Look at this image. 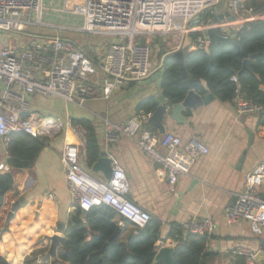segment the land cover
Instances as JSON below:
<instances>
[{"label": "built area", "instance_id": "2783aa9c", "mask_svg": "<svg viewBox=\"0 0 264 264\" xmlns=\"http://www.w3.org/2000/svg\"><path fill=\"white\" fill-rule=\"evenodd\" d=\"M44 1L0 0V35L24 34L32 27H46L45 19L43 23V15L47 13ZM222 1L75 0L72 8L67 6L63 11L80 21L75 31L111 41L100 61L89 58L77 43L60 36L35 37L25 48L0 42V138L8 144L13 134L52 137L64 130L84 145L86 130L71 120L58 121L50 129L52 124L45 121L43 129L36 119L24 118L29 107L26 96L55 97L79 106H84L88 100H109L115 92L130 84L141 83L153 74L152 37H168L173 43V51L178 50L184 37L193 34V26L200 22V15L207 10L214 13L213 8ZM227 7L236 21L220 25L226 33L225 38L230 37L232 31L238 34L247 22L264 20L263 15L245 0H228ZM192 42L195 49L209 52L208 37L200 35ZM234 102L239 113L252 112L264 120L263 106L252 105L240 98ZM152 115V112L141 110L125 124L105 119V135L111 141L124 136L134 140L148 157L162 165L168 189L175 192L179 179L189 175L195 161L208 155L209 149L196 142L183 145L182 139L174 133L156 135L146 127ZM159 149H164L166 155H161ZM61 157L74 203L82 211L107 206L123 219L119 223L121 228L129 223L144 229L151 221L149 212L127 199L129 181L119 161L110 158L112 177L110 181L101 182L82 168L77 145L65 143ZM0 171L11 173L12 168L1 165ZM263 186L264 161L246 175L243 192L224 211L230 225L248 222L257 237H264ZM182 226L187 233L207 238L216 232L211 218L194 219ZM161 248L159 245L157 250ZM235 253L245 257L247 264L256 262L257 253L251 250L238 248Z\"/></svg>", "mask_w": 264, "mask_h": 264}, {"label": "crops", "instance_id": "0c3cea01", "mask_svg": "<svg viewBox=\"0 0 264 264\" xmlns=\"http://www.w3.org/2000/svg\"><path fill=\"white\" fill-rule=\"evenodd\" d=\"M73 1L75 0H64V6L72 4ZM245 1L250 5L255 3L263 6L264 12V0ZM59 3V0H47L45 6L47 13L43 15V23L45 19L48 24L46 27L42 25L30 28L24 33L25 38L20 37L21 34H1L0 42L12 47L25 48L35 37L60 36L78 42L80 44L77 43L78 46L89 58L100 61L105 56L111 41H101V38H97V41L92 40L87 45H82L79 39L74 38L81 34L75 31L80 26L77 24V17L64 14L65 8L61 11L56 10V4ZM261 14L264 19V13ZM213 15L210 21L216 17L215 13ZM210 21L198 22L193 26L192 33L207 37L206 32L209 30L221 29L220 25L229 23L227 17L214 25H210ZM193 34L190 37L191 45L185 55L187 52L197 50L192 41L200 35L195 37ZM150 41L154 49L152 65L159 68L167 54L173 51V43L167 37L161 38V36L152 37ZM87 47V50L83 49ZM189 78L194 79L190 75ZM0 88H2L1 84ZM199 88L204 89L206 94L210 93L206 82L202 80L196 92L201 96L206 95L200 93ZM157 96L155 84L143 87L139 83L130 84L121 91L115 92L109 100H88L84 106L66 103L55 97L30 94L26 96L29 107L24 118L36 119L43 129L45 121H50L52 124L49 129L58 121L79 119L92 121L96 128L101 154L105 153L109 159L114 158L119 161L127 174L129 181L127 199L160 222L159 235L162 241L158 246L176 248L174 242L166 241L172 223L184 225L194 219L211 218L216 225V232L209 238L207 249L216 254V257L209 264H247L245 257L238 256L236 250L245 248L255 253H264V237L255 236L248 222L230 225L224 216V211L226 207L234 204L236 196L243 192L246 175L264 161L262 116L252 112L239 113L236 102H221L215 98L196 111L185 112L187 123L184 126H179L170 117H166L163 123L164 134L147 124L146 127L156 135L174 133L182 139L183 145L196 142L209 149V154L198 158L192 165L191 173L181 177L175 192H171L161 164L148 157L137 143L128 137H121L117 141L109 140L103 126L105 119L117 124L127 123L141 111L143 103H146L150 97ZM41 138L46 140V147L34 166L14 173V187L19 195L18 199L24 197L27 206L16 212L8 231H4L5 228L2 230V233L6 234L5 238H9L14 243L15 252L21 258L22 264L28 253L27 250L34 243L33 234L44 231L49 239L55 235L63 237L58 225L64 224L66 227L70 216L75 215L77 205L74 203L62 167L61 156L65 143L79 147L81 166L86 173L98 181H106L101 172L93 170L97 162L92 166L87 165L85 144L82 145L70 132L58 131L52 137L45 135ZM7 145L0 138V166H9ZM159 153L166 155L164 149H159ZM81 219L86 223L84 217ZM122 220L118 215V226ZM121 230V236L127 237L133 227L126 224ZM44 239L46 241L45 237ZM90 240L91 237L88 238V241ZM254 264H264V258Z\"/></svg>", "mask_w": 264, "mask_h": 264}, {"label": "trees", "instance_id": "16d2710c", "mask_svg": "<svg viewBox=\"0 0 264 264\" xmlns=\"http://www.w3.org/2000/svg\"><path fill=\"white\" fill-rule=\"evenodd\" d=\"M251 5L257 13H264L263 6L255 3ZM213 17L212 11L207 10L200 15L199 20L208 23ZM198 35L200 34H193L195 37ZM225 36L223 29H211L207 35L210 40L209 52L195 50L186 53L185 66L188 74L206 82L209 92L221 102H234L240 98L244 102L264 107V20L245 23L238 33L239 45ZM233 78L237 81H232ZM199 89L200 93L206 94L204 89ZM162 93L172 105L183 102L187 94L180 66L171 57L166 59L163 66ZM157 107L154 99H149L140 109L154 112ZM72 122L86 130V163L92 166L101 156L94 123L87 119ZM45 147V139L23 133L13 134L7 145L8 164L13 172H0V264H20L21 260L15 252L14 243L2 233L9 212L19 196L14 187V173L31 169ZM82 217L86 219V223H83ZM117 219L116 212L107 206L94 207L88 212L76 206L75 215L70 216L57 246L55 260L52 261L47 256L51 259L50 264H155L158 243L162 241L159 235L160 222L151 218L144 229H137L127 223L133 227L131 233L127 237L120 235L109 243L117 230L121 229ZM166 241L176 244V264H209L216 257V254L207 249L209 238L187 233L182 225L176 223L170 225ZM49 242V238L40 241L37 246L32 245L30 250L41 247L43 251L46 247L44 252H48ZM107 243L109 244L102 253ZM29 254L24 258L23 264L35 260H29Z\"/></svg>", "mask_w": 264, "mask_h": 264}, {"label": "water", "instance_id": "95a60500", "mask_svg": "<svg viewBox=\"0 0 264 264\" xmlns=\"http://www.w3.org/2000/svg\"><path fill=\"white\" fill-rule=\"evenodd\" d=\"M213 11L215 13V18L209 22L210 25H214L218 23V21H222L224 17L228 18V22H235L236 17L233 16L227 7L226 0H223L219 5L213 8ZM206 35H208V32H206ZM230 39L235 45H239L238 40V34L234 31L230 34ZM191 45V39L189 36H185L183 43L181 47L178 50L172 51L167 54L165 59L162 62V65H160L159 68L153 67V74L145 81L139 83L143 87H148L151 84H155L158 92L157 97H150V99H154L155 103L158 105L156 110L154 111L152 117L150 118L148 125L150 127L156 128L160 133H165V127H164V120L166 117H170L171 120L175 121V123L179 126H184L187 123V119L184 117V113L187 111H196L200 109L201 107H204L211 103L215 96L211 93H208L206 95H199L196 92V88L200 86V81L196 79H190L188 72L186 70L185 66V52L188 50V48ZM171 57L174 59L180 66V75L183 79V83L187 88V94L183 102L179 104H171L165 97L163 96L162 89H163V66L167 58ZM93 170L95 172H101L104 175V178L106 181H110L112 177V169H111V161L106 156L105 153L101 154L100 159L97 161V163L94 165ZM194 184V183H193ZM233 205V204H232ZM27 206V201L24 199V197H20L12 206V210L10 211L7 221H6V227L4 231L9 230V224L11 220L14 218L16 212H18L23 207ZM58 229L60 232H63L65 230L64 224H59ZM122 233L121 229H118L115 235L112 237V239L109 241L112 242L113 240H116ZM62 239V236L55 235L50 238L51 245L48 251V256L51 257L52 261L56 258V249L57 246ZM107 243L102 250V253L107 248ZM176 249L174 247H163L160 249L154 259V263L158 264H176ZM264 258V253L260 252L256 255V261L262 260Z\"/></svg>", "mask_w": 264, "mask_h": 264}, {"label": "rangeland", "instance_id": "374dc122", "mask_svg": "<svg viewBox=\"0 0 264 264\" xmlns=\"http://www.w3.org/2000/svg\"><path fill=\"white\" fill-rule=\"evenodd\" d=\"M57 1V0H56ZM60 1V3H59V5L58 4H56V10H58V11H61V10H63L65 7H67V5H65L64 6V0H59ZM44 5L45 6H47V0H45L44 1ZM72 6V4H68V9L69 8H72L71 7ZM54 17H55V14H54ZM66 17V16H65ZM77 24L78 25H80L81 23H80V21H78L77 22ZM20 37H24L25 38V34H21V35H19ZM74 38H77V39H79L80 40V42L82 43V45H84V44H88V43H90V41H97L96 39L97 38H99V37H94V36H91V35H87V34H80V36L78 35V36H76V37H74ZM162 38V37H161ZM101 41H106V40H110V39H108V38H104V37H101ZM155 38H153V40H154ZM167 39L169 40L170 38H168L167 37ZM140 40H143L144 41V39H141L140 38ZM155 42H156V39H155ZM78 43V42H77ZM79 44V43H78ZM80 45V44H79ZM89 47H91V46H89ZM95 48V47H94ZM93 48V49H94ZM83 49H88V47L87 48H83ZM86 53V52H85ZM87 54V53H86ZM88 56V55H87ZM89 57V56H88ZM30 221H32V218H31V220ZM26 226H25V224H24V228H25ZM39 229L41 228L40 226L38 227ZM55 231H56V229H55ZM34 235V243L32 244V245H38L39 243H40V241H43V240H45L44 239V237L46 238V239H48L47 238V236H46V233H44V231L42 232V233H40V232H38V233H35V234H33ZM50 245H51V242H49L48 243V246H49V248H50ZM39 247V246H38ZM49 248H48V251H49ZM28 250H30V249H28ZM27 250V252L28 253H30L29 255H28V259L29 260H33V259H35L32 263H29V264H50V261H51V259L49 260L48 258H47V256H48V252H44V251H46V247L45 248H43L42 250L43 251H41V247L40 248H34V249H32V251L30 250V251H28ZM33 251H34V254H33ZM27 253V254H28ZM44 254H46V257L44 258ZM16 264H19V262L18 263H16ZM20 264H22V263H20Z\"/></svg>", "mask_w": 264, "mask_h": 264}]
</instances>
